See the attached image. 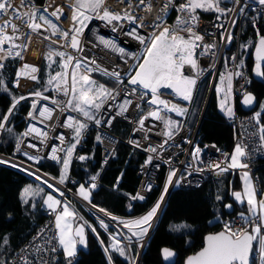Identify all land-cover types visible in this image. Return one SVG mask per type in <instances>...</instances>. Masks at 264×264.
Returning <instances> with one entry per match:
<instances>
[{"label":"snow or ice","instance_id":"6c2138e0","mask_svg":"<svg viewBox=\"0 0 264 264\" xmlns=\"http://www.w3.org/2000/svg\"><path fill=\"white\" fill-rule=\"evenodd\" d=\"M106 0H73V3L69 6L72 12L71 20L72 25L67 31L62 30L56 23L53 22L52 17L55 21H61L64 17L66 20L64 9L57 6L53 11L49 13L48 7L43 8L44 13L41 14L39 9L29 3V0H21L20 7H13L12 0H0V18L7 17L4 19V23L0 24V69H3V60L11 58H23L21 51L27 50L26 44L16 43L23 39L30 40L31 36L26 35L21 31L20 25L14 23V21H20L21 24L25 25L30 33L39 34L43 29L45 31L50 30V35L43 36L44 40L51 41V37L59 36L61 40L65 41L63 44H59V41H52L58 43L59 48H71L74 52H83L84 48L81 44V37L84 35L85 29L89 27V23L92 20L103 21L107 25L112 26V30L116 31L119 27L123 29V25L119 22L127 20L130 24H134L135 28L132 31L123 32V35L130 36L133 40H137L140 45L143 46L142 62L130 66L129 72L134 74L128 75L127 85L130 88H125V92L128 96H136L138 100H143L147 93H151V98L147 100V103L151 106L146 115H142L138 121V131L145 130V121L149 118L155 121H159L164 125V131L157 133V135H163L166 139L163 144L159 147L163 148L164 144L168 140L174 138L175 134H178L179 125L177 122L169 119L164 113H175L177 116H183L187 109L161 99L162 89H171L172 93L179 99L184 101H191L193 90L197 84V78L202 75V69L198 63V56H207L209 52L215 47L214 44L204 43V37L196 31L199 22V16L196 14L197 9L204 12L214 11L218 13L217 19L220 16L226 15L227 12H235V7L222 8L220 7L221 0H185L184 3L180 4L176 11L183 13V16H177L176 24L173 27H163L158 34L154 31H150L149 35H139L135 29L141 27L148 28H160L161 24L145 23V18H140V23H137V18L129 15L127 12L124 15L120 13L111 12L105 7ZM123 2V0H121ZM233 4H239L240 0H232ZM256 2L264 7V0H256ZM139 5H144V10L152 13L154 11L151 0H139ZM131 6V5H129ZM173 6V0H167L164 7L160 9L167 16L169 7ZM22 9H26L23 10ZM244 11L240 8V13ZM157 19H161L159 16ZM115 22V23H114ZM235 25V21H233ZM217 27H223V25H217ZM255 27V22H253ZM11 30L10 32L8 30ZM180 32H185L187 35H180ZM258 43L255 45V59L256 66L255 72L257 76L264 75L261 72V62L264 61V36H261L259 30L257 31ZM99 43L103 44L105 48L110 49L114 52L119 53L121 56L126 55L124 48L118 47L116 43L111 40H105L101 37H97ZM221 39H226V43L232 42V33L228 32L225 38L221 34ZM7 45V49H5ZM243 47H247L246 45ZM16 49H20L14 51ZM197 49H201L199 54ZM53 57H59L58 67L61 71L55 72L54 75H49L46 82L44 91H49V88L54 85V91L58 94H62L66 97V100H58L55 98H49L44 96L42 92L36 91L32 93L38 100H49L52 105L56 106L61 113L65 111L76 112L78 115H82L86 121H91L95 125L100 126L102 119L98 118V114L104 109L105 105L109 100H115L116 96L113 95L112 90L107 89L103 84H97L95 80L91 78L93 72H101L106 76L113 77L118 83H123L121 73L112 71L109 72L104 68H101L95 61L85 62L83 58L76 57L68 54L66 51H60L58 49L49 48L48 52L44 54V59L47 61V67L53 68L57 61ZM133 59H140L141 57L133 56ZM235 59V57H233ZM89 64L95 65L89 67ZM185 66H188L194 75L185 74ZM243 67V61H240L237 65V71H227L220 76V84L216 86V93L220 97V109L225 116L230 119L233 116V109L230 104L232 90H233V78L240 77L243 75L241 69ZM39 69L36 66L24 64L22 68L16 73V83L14 86H19L20 78L27 77L33 81L39 82L36 73ZM0 91L7 92L8 89L4 85V81L0 78ZM25 96L12 97V103L8 107L7 112L3 114L0 119V130H7L12 132V128H6L7 122L10 117L14 114V110L22 100H25ZM255 100L251 94H245L243 103L245 105H252ZM133 104L131 99L125 98L123 103L118 105L117 116H123L129 109V106ZM136 108H140V104L137 103ZM32 110L29 111L28 117L30 120H36L37 123H43L44 121H50L53 119L54 109L43 106L38 108L36 101L32 103ZM264 111V105L261 106ZM111 111V108L108 109ZM38 113V116L36 115ZM261 113H256L254 119L257 124H260ZM115 117H110L105 121L107 126H111L112 121ZM49 127V125H45ZM62 127L71 129L74 133L73 139L75 143L70 146L58 147L52 146L51 153L48 155V159L62 162L61 174L58 179V183L63 185L68 178V169L73 158V153L76 146L80 143L83 138L85 130L88 128V124L81 122L80 120L68 116L62 124ZM260 136V147L264 148V125L258 129ZM23 137L34 136L40 139L41 143H45L51 139L48 132L42 131L35 127L33 124H29L27 130L23 132ZM60 144L63 145L65 142L64 135L56 137ZM147 139V135H145ZM96 140L102 142V137L97 135ZM22 140L17 139L16 150L20 151ZM134 146L139 147L138 142H133ZM28 148H35L34 144H27ZM152 153L157 152L156 146H151L147 149ZM58 153H64L61 157ZM201 154L199 147L194 148L192 156L194 160H198ZM28 160L39 162L40 156H32L28 153H24ZM251 152L246 150V146L243 143H238L230 158L226 161L217 162L211 165V168L216 171L217 175L225 173L231 170H245L241 171L240 178L243 183V190L234 191L232 193L234 200L239 204L246 202L248 214L245 215L243 212L240 213L241 225L240 227H234L231 224L225 223L223 231L216 234H209L205 237V244L201 251L193 256H189L186 260V264H254L252 259L253 253L256 254L255 264H264V196L258 197V190L253 184V180L250 176L248 158ZM90 157L79 156L78 159L84 161ZM153 157L149 156L146 160V165L152 162ZM9 163L8 161L0 160V164ZM223 165V166H222ZM11 167H18L16 164H11ZM20 171H26L25 168H19ZM28 175H33L32 172H28ZM176 176V171H170L164 186V191L156 204L143 216L135 219L124 221L116 216H112L105 209H98L104 213L105 216H109L110 219L117 222L118 225H122L124 228L131 233L130 237H125L128 241V245L132 243V237L136 238V242H141L143 237L148 234L149 229L152 227V220L157 215V211L160 209L161 203L164 200L165 194L168 192V186L172 184L173 177ZM37 179H40L37 177ZM97 176H92L91 185L86 188L84 185H80L77 194L87 202H91L90 196L91 191L96 188L95 181ZM179 183V180L176 181ZM43 183H46L43 182ZM119 183V180L117 181ZM49 188H52L54 192H59V189L54 188L52 184H48ZM148 190H151L149 185ZM41 191L37 189L36 192L28 187L24 189L21 199L24 203H28L26 197L31 193L36 195ZM60 195H63L60 192ZM132 199L143 200L144 196L138 194ZM217 200L221 197L217 196ZM44 205L50 209V214L54 215V225L56 235L53 237L58 242L59 247L63 250L65 259L68 264H72V258L77 255V244L86 246L85 239V224L77 225L73 228L72 221L77 219V214L74 210H71L67 203H63L54 198L53 195H47L44 199ZM95 207V205H93ZM224 207L229 210L232 208L231 204L225 205ZM219 220L220 217H217ZM258 222V223H257ZM251 231H249V227ZM87 227H92L87 225ZM100 227L107 231L108 225L101 220ZM93 233L96 232L95 228H92ZM119 235H123L119 233ZM78 238V239H77ZM99 238V237H97ZM109 239L111 244L105 247V253L108 255V264H113V257L109 252L117 253L120 257L125 258L129 261V264H135V259L128 256L126 253L131 249L128 245L121 246V242L117 239L116 235H110ZM7 239L5 238V243ZM49 243L51 240L48 241ZM103 244V242H101ZM142 246V245H141ZM37 251H43L42 248L37 246ZM50 251L56 252L57 248L53 246ZM162 255L165 260L173 257L175 254L169 249L165 248L162 250ZM3 264V261H0ZM25 264H32L31 261L25 260ZM39 264H49L48 261H40Z\"/></svg>","mask_w":264,"mask_h":264},{"label":"built area","instance_id":"2783aa9c","mask_svg":"<svg viewBox=\"0 0 264 264\" xmlns=\"http://www.w3.org/2000/svg\"><path fill=\"white\" fill-rule=\"evenodd\" d=\"M184 2L185 0H173V6L169 7L167 11V16H165L164 13L160 11V9L164 7V4L167 3V0H151V3L154 8V11L152 13L145 11L144 5L137 6L139 0H123V2H121V0H106L104 6L107 7L111 12L120 13L121 15H124V13L127 12L129 15L137 18V23H140V18L143 17L145 18V23H152L153 25L161 24L160 28L152 27L150 29L148 27H141L135 29L139 35L147 36L149 35L150 31H154L158 34V32L161 31L163 27H173L176 24L177 16L184 15L183 13L176 11V8ZM29 3L35 5L32 0H29ZM35 6L38 9H41L43 5ZM57 6H60L62 8L64 7L63 5H55L54 7L56 8ZM231 7H235L236 11L227 12L226 15L220 16V19H217V16L219 14L214 11L208 12L210 14L209 18L200 16L198 11H196V14L199 16V22L196 31L204 37V43L214 44L215 47L211 50V52H209L207 56H198V63L203 71L202 75L197 78V84L193 90L191 101H184L182 99L177 98L175 94L172 93L171 89L161 90V99L171 101L172 103H176L177 105L187 109V112L183 116H177L174 112L164 113L169 119H175V121L179 125H181V127L179 128L178 134H175L173 139L168 140L167 143L164 144L163 148H160L159 145L163 144L166 138L163 135H157V133H162L164 131L163 123L149 118L145 121V130H137L139 128V119L142 115H146L151 107L147 103V100L151 98V93H147L143 100H138L136 96H128L127 93L124 91L125 88L131 87L130 85H127L128 75L134 74V72H129L130 66H135L141 63L143 56V46L140 45L137 40H133L130 36L123 35V32L132 31L135 28L134 24H130L127 20L122 19L119 23L124 26L123 29H120L118 27L116 31H113L111 25H107L100 20H92L89 23V27L85 29L84 35L81 37V44L84 48L83 52H74L71 48H59V44L65 43V41L61 40L59 36L52 37L53 41H59V44L53 43L52 41L44 40L43 36L50 35L48 31L42 29L39 34H36L30 33L28 28H25L24 33L26 35H30L31 39H23L19 41V43L26 44L28 46L26 51H21V56L26 57L27 62L33 66H36L38 69L40 68L41 60L45 54L46 49L50 46H55V48L60 51H66L70 55L83 58L85 62L95 61V64H98L101 68H104L109 72L116 71L121 73L123 83H118L113 77L106 76L101 72H93L105 77V79H107L112 84V88L110 90H112L113 95L116 96V99L109 100L108 103L105 105L104 109L101 110V113L98 114V118L102 119V123L100 126L95 125L91 121H85V123L88 124V128L85 130L80 143L76 146V149L73 153V158L71 160V163H85V160L81 161L78 159V157L84 156L83 150L85 148V140L89 136L90 130L94 129L96 132V137L97 135H100L102 137V142L97 141L99 144V162L97 172L92 175L97 176V179L95 181L96 188L93 190H96L97 188L101 187V174L108 165L110 159L112 158L118 144L121 142L128 145L132 150L140 151L145 155L144 161H142L137 168L139 183L136 191L130 197L131 202H143L147 198L149 193L156 186H158V178L162 176L159 194L156 199L157 201L164 191V186L169 172L173 170L176 171V176L173 177L172 184L168 186V192L167 194H165L164 199L168 195L170 190L174 187H198L205 181V179L209 177L222 178L225 173L228 172L227 171L225 173L217 175L216 171L211 168V165L217 162L226 161L230 158L232 152L219 149L213 143L201 141V138L198 135V124L200 118L198 117V120L196 121L194 127L191 128L189 125V117L193 103L196 98L198 88L200 87L204 79L210 77L209 88L207 93V96H209L213 86L215 85L217 77L220 71L222 70V64L225 65L224 70L226 72L230 71L234 73L235 71H237V65L240 57L239 37L243 21L246 19H254L261 15L264 16V7L260 6L256 2V0H240V3L236 5H234L232 0H230L225 5V7L222 8ZM240 8L244 9L242 14L240 13ZM64 12L65 16L67 17V21L64 19V17H62L61 21L56 22L59 23L62 30L67 31L72 25V22H70V20L68 19L69 15L66 9H64ZM158 16L161 19H157ZM233 21H235V25H233ZM64 24H67V26H65ZM217 25H223V27H217ZM228 32H231L233 37L232 42L230 44L226 43V39H221V34H223L226 38ZM179 34L185 36L187 35V33L185 32H180ZM97 37L113 41L117 44L118 47L124 48L126 55L121 56L119 53L105 48L103 44L99 43ZM228 47L230 50L228 56L224 59V51ZM5 49H7V47H5ZM17 50L20 49H16L14 51ZM200 51L201 49H197L198 54ZM133 56H138L141 58L133 59L131 58ZM233 57H235V59H233ZM17 59L18 66L16 73L20 70L19 60L21 58L17 57ZM94 66L95 65L93 64H89V67ZM239 70L242 71L243 75L240 77L233 78V99L235 97L240 98L244 93H246V90L252 80L249 73L247 72V68H241ZM184 71L187 75H194V73L188 66H185ZM38 73L35 74L37 77ZM15 80L16 74L14 82ZM35 82L36 81L33 80L30 81V83L26 85L23 91L28 90L29 87L32 86ZM32 93L35 92H31L27 95L25 100H22L27 101V108L25 113L21 114L24 124L17 139L22 140L23 143L21 144L20 151H17L16 139L13 147V154L18 157H26L24 153H28L29 155L40 156L43 160L58 164L60 162L53 161L47 158L48 155H50L51 153V147L58 146L66 148L71 143L73 138V131L71 129L62 127V124L68 116H72L74 118H81V116L78 115L76 112L65 111L64 113H61L58 109H56L55 105H52L50 103L51 98H55L61 101L66 100V97L54 91V86L51 87L48 92L42 93L44 96L49 97V100H38L36 97L31 95ZM125 98L131 99L133 101V104L129 106L128 111L123 116H117L116 111H118V105L123 103ZM34 101H36L38 108L48 106L54 109L52 123L47 124L48 122L46 121H44L43 123H37L36 120L29 119L28 113L32 110L31 106ZM137 103L140 104L139 109H137L135 106ZM109 108H111V111L108 110ZM36 115L38 116V113H36ZM255 115V113L239 114L234 111L232 118L230 119L229 117H226V120L234 128L235 146L238 143H243L246 146V150H249L251 152V155L247 161L249 163V168L246 169V171H249L250 176L253 180V184L258 190V196H260L261 192L263 191L262 183L259 175L255 172L254 165H256L255 163L260 158L264 157V148L260 147V133L258 131L260 125L257 124L256 120L254 119ZM110 117H115V119L112 121L111 126H107L105 121H107V119H109ZM118 120L125 121L129 127L128 134L124 139H121L113 132V127ZM30 123L35 125V127H37L38 129L48 132L51 139L47 140L45 143H41L40 139L34 136L23 137L22 135H20L27 130V127ZM46 124L49 125V127L46 128ZM60 135H64L65 137V142L63 145H61L60 141L56 138ZM145 135H147V139H145ZM133 142H138L140 146H134ZM29 143L34 144L36 147L28 148L26 145ZM151 146L157 147L156 153H152L147 150ZM196 147H199L201 149V154L198 160H194L192 156V151ZM58 156H60L62 160L64 153H58ZM149 156H152L153 159L150 164L146 165V160ZM0 160L12 162L16 165H19V167H15L18 170L23 165L30 166L25 161L18 160L14 157L4 156L1 154ZM12 163L6 164L11 165ZM229 171L241 172L245 170L230 169ZM92 176L86 178L82 183H80L79 179L70 173L69 168L68 178L66 179L63 186H60L64 192L63 195H60V201L62 202V204L68 203L69 198H71V200L72 198H76L74 192L70 190V185L79 184L84 185L88 188L91 183H93L91 181ZM119 178L120 177L116 179V182L119 180ZM177 180H179V183L176 182ZM149 185L151 187L150 191L148 190ZM138 194L143 195L144 199H132V197H135ZM67 195H69V198L66 197ZM78 200V203L86 208L87 213H89L91 217H93L99 222L101 221L100 216H102L103 214L99 212L96 207H93V205L88 204L84 200ZM71 207L74 211L77 212L75 206L72 203ZM43 213L45 216L44 222L40 225L38 229H36L31 234L28 239H26L20 245L14 255L6 262H3V264H25V260L31 261L32 264H39L40 261H48L49 264H68V261L65 259L64 254L62 253V250L58 245V242L53 239V237L56 235L54 215L50 214V209H45ZM113 222L116 221L113 220ZM225 223L231 224L234 227H240V215L235 214L226 217L223 221V226ZM113 227L116 230L118 229L114 225ZM49 240H51L50 243L48 242ZM119 241H123L126 245H128V241L124 240L123 235H120ZM37 246L42 248L43 251H37ZM53 246L57 248L56 252L50 251ZM142 248L143 246L138 249V259H136L135 264H139L140 262V252ZM252 259L255 264V253H253ZM76 260L77 255L72 258V264Z\"/></svg>","mask_w":264,"mask_h":264},{"label":"trees","instance_id":"16d2710c","mask_svg":"<svg viewBox=\"0 0 264 264\" xmlns=\"http://www.w3.org/2000/svg\"><path fill=\"white\" fill-rule=\"evenodd\" d=\"M34 4L41 6L45 0H32ZM224 2L222 7L228 3ZM200 16L209 18V13L198 10ZM255 22V27H253ZM264 36V16L243 21L239 40H251L252 45L245 57L247 72L251 77V83L246 92H250L256 99L253 110L243 111L239 106V97L234 98V110L236 113H261L260 126L264 125V111L260 105L264 101V75L256 77V62L252 57V49L258 39L257 31ZM229 47L224 51V59L228 56ZM3 69H0V78L3 79L7 92L0 91V119L7 112L12 103V97H19L14 89V78L18 66V59L11 58L2 61ZM225 65L222 64V70ZM264 73V63L260 68ZM45 65H41L39 82L32 86L31 91L44 89ZM96 81L104 84L107 88H112V84L96 73L91 75ZM210 77L201 83L189 117V125L194 127L199 119L198 135L201 141L213 143L219 149L232 152L234 144V128L227 122L226 117L218 109V102L214 90L207 96ZM109 89V90H110ZM27 108V101H21L14 110V114L7 122L6 128H12L10 133L6 129L0 130V154L14 157L25 161L38 171L57 177L61 172V162L58 164L40 159L39 162L28 160L23 156H15L13 147L17 136L23 128L24 114ZM128 124L123 120H118L113 132L121 139L128 134ZM85 163L73 162L70 165V173L76 176L80 183L97 172L99 162V144L96 140V132L90 130L89 136L85 140L83 150ZM145 155L137 150H132L123 142L119 143L108 165L103 170L100 181L101 187L91 191L90 204L97 208H103L108 213L117 217H136L150 209L156 202L159 194L162 176L158 178L156 186L141 202H131L130 197L137 189L139 178L137 175L138 165L144 161ZM254 165L255 172L259 175L264 190V157L260 158ZM119 178V183L116 179ZM37 184L27 173L11 167L9 164H0V261L9 260L20 245L28 239L31 234L44 222L45 216L42 207L44 193H38L26 198L28 203L21 199L24 187H34ZM38 185V184H37ZM79 184L70 185V190L75 192ZM242 180L237 171H228L222 178H207L194 188L174 187L170 190L166 201L159 213L154 231L146 240L140 252L139 264H163L160 256L161 249L172 248L176 252V259L173 264H183L184 259L199 250L202 246L205 235L223 231V221L226 217L243 212L248 213L247 204H239L234 200L232 193L241 191ZM221 199L217 200L216 197ZM72 204L77 207V212L84 215L92 227L85 226L86 246L77 244V260L73 264H108V255L105 247L111 244L110 235H119L112 224L108 225L107 231L100 227V222L81 209L78 202L72 200ZM231 204L229 210L224 207ZM78 217V216H77ZM217 217H220L218 220ZM80 221L74 220V225ZM249 230H250V226ZM92 228L96 229L93 233ZM99 237V238H97ZM118 240L120 235L117 236ZM5 238L7 242L5 243ZM124 238V237H123ZM124 240H126L124 238ZM103 242V244L101 243ZM126 244L121 241V246ZM131 250L126 254L130 257L137 255L138 249L135 244L128 246ZM109 254L113 257V264H129V261L120 257L117 253Z\"/></svg>","mask_w":264,"mask_h":264},{"label":"rangeland","instance_id":"374dc122","mask_svg":"<svg viewBox=\"0 0 264 264\" xmlns=\"http://www.w3.org/2000/svg\"><path fill=\"white\" fill-rule=\"evenodd\" d=\"M58 0H56L55 2H57ZM62 1V0H61ZM227 1H230V0H221V3H222V5H223V3L224 2H227ZM60 2V1H59ZM45 3H46V1H45ZM72 3H73V0H72ZM221 3H220V7H222L221 6ZM54 3H52V5H53ZM36 5V4H35ZM55 5V4H54ZM43 6H44V4H43ZM43 6H42V8H43ZM39 9V12L41 13V14H44V15H48L47 13H44L43 12V9ZM199 9H197V11H198ZM50 19H53V22L54 23H56L57 25H58V27L59 28H61V26L59 25V23L58 22H56L55 21V19L54 18H52V17H49ZM65 26H67V24H64ZM48 33H50V30H48ZM53 37H56V36H53ZM51 41H53V39H52V37H51ZM247 46V47H243V46ZM251 45H252V42H251V40H241V42H240V57H239V62H238V65H239V63H240V61H243V67L242 68H244V69H246V64H245V57L247 56V54H248V52H249V49H250V47H251ZM49 48H53V49H56L55 48V46H50V47H48L47 49H46V51H45V53H47L48 52V50H49ZM53 59L55 60V61H57V64H54L53 65V68L52 69H49L48 67H47V61L44 59V56H43V58H42V60H41V65H45V75H44V77H43V79H44V87H46L47 85H46V82H47V80H48V78H49V75L51 74V75H54L55 74V72H57V71H61V69L58 67V63H59V60H60V58L59 57H53ZM24 64H28V65H31V64H29L28 62H27V58L26 57H23L22 59H20L19 60V69H21L22 68V66L24 65ZM41 65H40V68H41ZM33 66V65H32ZM39 68V69H40ZM226 71L225 70H221L220 71V73H219V75H218V77H217V80H216V82H215V85L213 86V88H212V90H214L215 91V94H216V98H217V102H218V109H219V111L222 113V114H224L222 111H221V109H220V97H218V95H217V93H216V86L217 85H219L220 84V76H221V74H223V73H225ZM255 74H256V72H255ZM99 75V74H98ZM101 76V75H100ZM257 76V75H256ZM101 77H103V76H101ZM38 80L40 79V70H39V73H38ZM91 78L93 79V80H95L92 76H91ZM104 79H105V77H103ZM107 80V79H106ZM20 82H22V83H27V85L30 83V81H32L31 79H29V78H27V77H21L20 78V80H19ZM96 81V80H95ZM108 81V80H107ZM97 82V84H102V83H100V82H98V81H96ZM15 83V82H14ZM13 83V84H14ZM35 83H37V82H35ZM35 83L32 85V86H34L35 85ZM104 85V84H103ZM32 86H30L29 87V89L28 90H25V91H23V89H25V87H22V84L21 83H19V87L17 88L16 86H14V89L17 91V93L19 94V97L20 96H25V97H27V95L28 94H30L31 92H33V91H31V88H32ZM54 86V85H53ZM52 86V87H53ZM106 88H107V86L106 85H104ZM17 88V89H16ZM51 88V87H50ZM49 88V89H50ZM107 89H110V88H107ZM199 89V88H198ZM36 91H40V92H42V93H45V91H44V89H42V90H40V89H38V90H36ZM36 91H34V92H36ZM48 92V91H47ZM198 92V91H197ZM197 95V94H196ZM264 103V101L262 102V104ZM230 104H231V107L233 106V95L231 96V100H230ZM260 106H262V105H260ZM253 110V109H252ZM235 111V110H234ZM233 111V112H234ZM256 113H258V112H256ZM255 113V114H256ZM81 116V118H79V117H77L76 119H78V120H80L81 122H85L86 120H85V118L82 116V115H80ZM171 120H173V121H175V119H173V118H171ZM176 122V121H175ZM73 136H74V133H73ZM17 138H18V136H17ZM16 138V139H17ZM73 143H75V140L72 138V141H71V143L68 145V146H70L71 144H73ZM9 163H12V162H9ZM12 164H15V163H12ZM61 164V169H62V162L60 163ZM18 167H19V165H18ZM20 168H25L26 169V171H24V173L26 172L27 174H28V172H32L33 173V175H29L32 179H34V181L38 184H35V186L34 187H30L32 190H33V192H36V190L37 189H41V191L39 192V193H44V195H43V198H42V207L43 208H45V209H48L45 205H44V199L46 198V196L47 195H53L54 196V198H56V199H58V200H60V192H62V193H64L63 192V190L61 189V187L60 186H63V185H61V184H59L57 181H58V179H59V177H60V174H61V172H60V174H59V176H57V177H54V176H50V175H47V174H44V173H42V172H40V171H38L36 168H33L32 166L30 167V166H28V165H23V166H21ZM239 173H241V172H239ZM37 177H39L40 179H37ZM46 181V183H43V182H45ZM48 184H52L53 186H54V188H56V189H59V192H54L53 191V189L52 188H49L48 187ZM242 185H243V183H242ZM29 186H26V187H24V189L25 188H28ZM86 187V186H85ZM243 187V186H242ZM87 188V187H86ZM24 189L22 190V193H21V196H22V194H23V192H24ZM242 190H243V188L241 189V192H242ZM29 196H34V195H32L31 193L26 197V198H28ZM261 196H264V190L261 192V194H260V196H258L257 197V199H260L261 198ZM67 198H69V195H67L66 196ZM160 198V197H159ZM85 202H87V201H85ZM157 202V201H156ZM88 204H90L89 202H87ZM79 204V203H78ZM156 204V203H155ZM154 204V205H155ZM80 205V207H81V209H83V211H85V212H87V210H86V208L83 206V205H81V204H79ZM153 205V206H154ZM152 206V207H153ZM151 207V208H152ZM150 208V209H151ZM75 209L77 210V207H75ZM96 209L98 210L99 208H97L96 207ZM149 209V210H150ZM148 210V211H149ZM99 211V210H98ZM148 211H146L145 213H143L142 215H140V216H137V217H118V218H120L121 220H124V221H129V220H135V219H137V218H139V217H141V216H143V215H145ZM76 212V211H75ZM100 212V211H99ZM102 213V212H101ZM76 214H77V216H78V218L80 219V223H82V224H85V226L87 227V225H90L89 224V221H87L85 218H84V215L83 214H80V213H77L76 212ZM103 215L102 216H100V218H101V220H103L104 222H110L111 224H113L115 227H117L118 229H117V232H118V234L119 233H122L123 234V237L125 238V237H130L131 236V233L130 232H128V230L126 229V228H124L122 225H118L117 224V222H113V220L112 219H110V218H107V217H109V216H105L104 215V213H102ZM248 214V213H247ZM158 217H159V213H158V215H157ZM117 217V216H116ZM158 217H157V219H158ZM155 218V217H154ZM154 218H153V220H152V227L149 229V231H148V233L150 232V230L151 229H153L155 226H156V223H157V220H156V222H155V224H154ZM156 219V218H155ZM72 224H73V227H74V220L72 221ZM153 224H154V227H153ZM92 226V225H91ZM120 230V231H119ZM249 231H251V228H250V230ZM117 236H119V235H117ZM150 235H146V236H144L143 237V240L141 241V242H136V238L135 237H132V243L131 244H135L136 246H137V249H139L140 247H141V245L142 246H144L145 245V243H146V240L148 239V237H149ZM117 239H118V237H117ZM129 246V245H128ZM132 258H134L135 259V262H136V259H138V257H137V255H135V256H132Z\"/></svg>","mask_w":264,"mask_h":264},{"label":"bare ground","instance_id":"6f19581e","mask_svg":"<svg viewBox=\"0 0 264 264\" xmlns=\"http://www.w3.org/2000/svg\"><path fill=\"white\" fill-rule=\"evenodd\" d=\"M56 0H46V3H45V5L43 6V7H48V11H49V13L51 12V11H53L54 9H55V5H63L64 7H63V9H66L67 10V13H68V15H69V20H70V22H72V20H71V15H72V12H71V9H70V5H71V0H58L57 2H55ZM60 1V2H59ZM52 3H54L53 5H52ZM20 4H21V0H12V5H13V7H20ZM23 10H26V9H22V11ZM7 17H4V18H0V24H3L4 23V19H6ZM67 21V20H66ZM66 21H65V23H66ZM14 23H17L18 25H20V27H21V31L24 33V31H25V28H26V26L25 25H23V24H21V22L20 21H14ZM73 23V22H72ZM9 32L11 31L10 29L8 30ZM21 41V40H20ZM16 43H19V41H16ZM5 47H7V45H5ZM27 53V52H26ZM27 57H28V54H27ZM15 83H16V80H15ZM15 83H14V85H15ZM19 83H21L22 84V87H25L26 85H27V83H22V82H20L19 81ZM19 87V86H18ZM17 87V88H18ZM46 122H48L47 124H49V123H52V120H50V121H46ZM44 125V124H43ZM169 194V193H168ZM168 196V195H167ZM166 196V197H167ZM166 197H165V199L163 200V202L161 203V206H160V209L157 211V215H158V213H160V211H161V209H162V207H163V205H164V203H165V201H166ZM156 215V219L154 218V224H155V222H156V220H157V216ZM154 224H153V227H154ZM152 230V229H151ZM150 230V231H151Z\"/></svg>","mask_w":264,"mask_h":264},{"label":"water","instance_id":"95a60500","mask_svg":"<svg viewBox=\"0 0 264 264\" xmlns=\"http://www.w3.org/2000/svg\"><path fill=\"white\" fill-rule=\"evenodd\" d=\"M257 43H258V39L255 41V44H254L253 49H252V57H253V59H254L255 62H256V59H255V45H256ZM263 63H264V61L261 62V65H262ZM255 66H256V65H255ZM256 77H257V78H260V76H256ZM245 94H251V95L254 97V95H253L252 93H250V92H246V93H244V94L239 98V106H240V108H241L243 111H249V110H252V109L255 107V105H256V99L254 100V102H253L252 105H245V104L243 103ZM166 198H167V197H166ZM80 224H82V223H80V222L76 223V224L74 225L73 228H75L77 225H80ZM154 229H155V227H154V228L148 233V235H150V234L154 231ZM219 232H221V231H218V232H212V233H209V234H216V233H219ZM209 234H207V235H209ZM207 235H205V237H206ZM205 237H204V239H203V243H202L201 248H200L199 250H197L196 252H194V253L188 255V256L184 259L183 264H186V260H187V258H188L189 256H193V255H195L196 253H198L199 251H201V250L203 249L204 244H205ZM77 239H78V238H77ZM165 248L169 249L170 251H172V252L175 254L173 257L169 258L168 260H165L164 257H163V255H162V250L165 249ZM165 248L161 249V251H160L161 260H162L163 264H173L174 261H175V259H176V252H175L172 248H169V247H165Z\"/></svg>","mask_w":264,"mask_h":264},{"label":"crops","instance_id":"0c3cea01","mask_svg":"<svg viewBox=\"0 0 264 264\" xmlns=\"http://www.w3.org/2000/svg\"><path fill=\"white\" fill-rule=\"evenodd\" d=\"M233 103H234V99H233ZM232 109H233V111H234V106H232ZM233 151H234V149H233ZM233 151H232V153H233ZM80 186V185H79ZM79 186L76 188V190H75V192H74V195L76 196V198H72V200H74V201H76V202H78L79 200L78 199H81V200H83L78 194H77V190H78V188H79ZM243 186V185H242ZM243 188V187H242ZM72 200H71V198H69L68 199V206H69V208L71 209V210H73L72 209V207H71V203H72ZM137 217V216H136ZM62 250V249H61ZM62 253H63V250H62Z\"/></svg>","mask_w":264,"mask_h":264}]
</instances>
